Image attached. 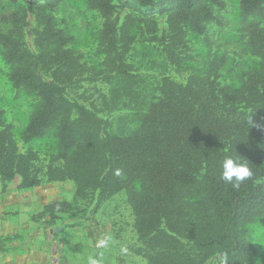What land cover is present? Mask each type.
<instances>
[{
    "label": "trees",
    "instance_id": "trees-1",
    "mask_svg": "<svg viewBox=\"0 0 264 264\" xmlns=\"http://www.w3.org/2000/svg\"><path fill=\"white\" fill-rule=\"evenodd\" d=\"M6 1L0 0V6ZM10 1H24L32 13L50 12L42 29L32 31L37 44L49 51L37 57L21 38L2 32L0 47L5 61L14 67L13 87L41 99L24 142L30 144L56 129L59 153L44 169L33 147L22 152L0 106L2 191L7 192L18 177L20 190L37 188L45 180L72 181L74 202H53L40 212L51 224L61 214L74 212L80 201L97 197L100 208L125 192L141 244L136 254L148 264H206L225 253L228 264H264L256 262L258 248L247 241L244 229L257 219L264 221V73L250 75L241 90L222 88L218 74L193 75L186 84L166 77L158 96L137 114L138 127L120 136L96 111L68 96L70 87L87 80L88 70L82 55L69 47L74 38L56 26L53 13L64 0ZM116 1L145 19L168 16L174 47L185 45L187 30L206 36L212 24H221L214 8L226 7L225 0H90L89 9L105 19L101 40L111 72L126 81L124 87L112 90L114 107L125 97L134 99L135 82L113 20ZM240 1L245 19L264 18V0ZM250 44L264 58L263 28L251 29ZM38 66L51 72V80L37 72ZM227 155L247 160L253 171V179L239 189L220 179L219 165Z\"/></svg>",
    "mask_w": 264,
    "mask_h": 264
},
{
    "label": "rangeland",
    "instance_id": "rangeland-1",
    "mask_svg": "<svg viewBox=\"0 0 264 264\" xmlns=\"http://www.w3.org/2000/svg\"><path fill=\"white\" fill-rule=\"evenodd\" d=\"M90 0H64L53 16L58 29L65 30L74 38L69 46L82 55L87 67L86 81L68 89L71 100L94 110L110 124V131L125 136L138 127L137 114L154 96L166 77L186 84L193 76L210 77L220 75L222 88L241 90L250 75L264 73V58L257 54L250 44V31L254 27L264 29V18L245 19L240 0H225L223 10L214 8L221 24L209 27L206 36L187 30L185 45L174 47L168 23V16L145 19L137 12L122 6L113 17L119 26L121 52L125 62L132 68L135 82H132L134 99L123 98L120 105H112V90L124 87L126 81L111 72L107 50L102 46V31L105 19L95 10L89 9ZM50 14L32 13L24 1L10 0L0 6V32L21 38L26 49L39 57L49 48L40 47L36 42L34 29H42V20ZM156 23V26L155 24ZM166 37L167 40L164 38ZM173 53L176 59L170 57ZM4 49L0 47V106L6 111V120L14 127V135L19 148L25 152L33 147L40 156L44 169L59 153L57 130L46 137L26 144L25 130L41 99L32 92L17 90L10 81L14 67L4 59ZM37 72L51 80V72L38 66ZM140 188V184H137ZM36 191L43 197L42 205L57 201L74 202L76 187L72 181L50 183L46 180ZM41 205V206H42ZM33 212L32 226L45 230L47 237L48 264H88L92 257L100 264H148L136 250L141 247L135 230V217L127 201L125 192L105 202L97 208V197L77 203L76 210L61 214L60 219L51 224L49 218H42L40 212ZM246 239L258 248L256 262L264 261V221L257 219L246 224ZM10 241L13 237H9ZM108 241L103 248H97L99 240ZM2 241V247H4ZM220 256L206 264H218Z\"/></svg>",
    "mask_w": 264,
    "mask_h": 264
},
{
    "label": "crops",
    "instance_id": "crops-1",
    "mask_svg": "<svg viewBox=\"0 0 264 264\" xmlns=\"http://www.w3.org/2000/svg\"><path fill=\"white\" fill-rule=\"evenodd\" d=\"M20 181L18 177L7 192L0 183V234L5 240L0 264H48L45 230L32 226L30 217L46 205L41 204L43 197L37 188L20 190Z\"/></svg>",
    "mask_w": 264,
    "mask_h": 264
},
{
    "label": "clouds",
    "instance_id": "clouds-1",
    "mask_svg": "<svg viewBox=\"0 0 264 264\" xmlns=\"http://www.w3.org/2000/svg\"><path fill=\"white\" fill-rule=\"evenodd\" d=\"M248 161L236 156H225L219 165L220 179L226 184L231 185L234 189H239L242 184L253 179V171L248 166ZM116 175L119 176L120 172L117 171ZM108 241L105 239L99 240L96 247L103 248L107 245ZM88 264H100V261L92 257L88 258ZM219 264H228V254L225 253L219 261Z\"/></svg>",
    "mask_w": 264,
    "mask_h": 264
},
{
    "label": "built area",
    "instance_id": "built-area-1",
    "mask_svg": "<svg viewBox=\"0 0 264 264\" xmlns=\"http://www.w3.org/2000/svg\"><path fill=\"white\" fill-rule=\"evenodd\" d=\"M2 241H3V239H2V236L0 234V253H1V249H2Z\"/></svg>",
    "mask_w": 264,
    "mask_h": 264
}]
</instances>
